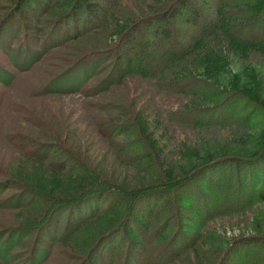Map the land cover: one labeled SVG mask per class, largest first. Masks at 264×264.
<instances>
[{
  "label": "rangeland",
  "instance_id": "1",
  "mask_svg": "<svg viewBox=\"0 0 264 264\" xmlns=\"http://www.w3.org/2000/svg\"><path fill=\"white\" fill-rule=\"evenodd\" d=\"M13 1L0 0L10 264L40 251L39 264H264V158L254 193L231 191L225 164L186 180L209 150L253 157L264 145V40L234 36L264 0H188L197 25L158 16L177 0H96L72 27L55 23L57 6L5 18ZM25 22L40 31L25 37ZM221 99L222 117L197 116Z\"/></svg>",
  "mask_w": 264,
  "mask_h": 264
},
{
  "label": "trees",
  "instance_id": "2",
  "mask_svg": "<svg viewBox=\"0 0 264 264\" xmlns=\"http://www.w3.org/2000/svg\"><path fill=\"white\" fill-rule=\"evenodd\" d=\"M96 0H14L13 5L9 11V13L6 14V17L11 18L14 20L15 18H21L22 15L26 14L27 16L30 17H36L39 13H43L48 8L52 6H57L60 8H64L65 12L62 13L55 23H62L64 26L67 27H72L71 21L73 19L71 17L81 13L85 12L87 13V21H91L90 18V11L91 10H96L97 5L95 3ZM188 15L190 16L189 22H193L195 25L200 24L199 18L200 14L197 13L195 7L193 4H191L188 0H177L175 3H173L171 6H169L166 10L162 11L158 16L163 18V21H170V20H176V19H183L184 22H187L185 20V16ZM191 20V21H190ZM203 23V22H202ZM26 27V31L29 33H26L24 30V33H26L25 37L28 36V34H31V27H34L31 23L25 22L23 24ZM249 26L246 27L245 30L242 31H237L234 36L236 37L237 41L241 44L251 46L255 45L258 42L264 40V17L263 18H256L254 19L251 23L248 24ZM74 27V26H73ZM36 31H40L37 27H34ZM77 31V29H76ZM78 32V31H77ZM7 33V30L5 31V34ZM167 33V32H166ZM5 34L3 35V39H1V43L4 45L5 43ZM41 34V33H39ZM32 35V34H31ZM14 38V37H13ZM47 45H45L43 50ZM40 54H37L35 57L39 58ZM37 58H35L33 61L29 60L28 65L30 62H35ZM0 78L3 82L9 84L12 80V76H10L8 73L0 71ZM110 79V78H108ZM107 79V80H108ZM74 81V80H73ZM72 81V83H73ZM77 88V87H76ZM64 90V89H63ZM218 94L217 92H214L211 96ZM222 100V99H221ZM217 101L214 105L212 106H207L206 108H202L200 112L196 110V114L199 117L203 112H205L206 115L210 117H215V116H220L222 117L226 111H222V103L223 100ZM221 101V102H220ZM226 110V109H225ZM195 115V113H194ZM178 118L180 120L185 119V115L182 113L177 114ZM189 118V115H188ZM216 120V118H214ZM211 123H217V121H212ZM208 152V157L203 159L206 160L201 167L197 168V170L190 172L189 176H186V180H191V178L195 177L196 172H208L209 170L212 169L215 165H221L223 166L224 164L226 166H229L230 173H235L236 174V187L232 188L231 191H233L236 194H240V190H242V187L244 186L245 189L247 187H251L250 190L247 191V193H254L255 192V186H258V184L261 182V174L256 172L253 168L255 166L260 167L261 166V159L264 158V145L261 148V151L259 154L253 157H242L240 155H216L212 151H207ZM212 157V158H211ZM210 158V159H209ZM200 160L198 159L197 162ZM210 163V164H209ZM194 166V165H193ZM192 166V167H193ZM199 166V165H198ZM191 167V169H192ZM220 167V166H219ZM189 169V170H191ZM242 172H245L242 174ZM256 172L258 174L257 179H255ZM190 177V178H189ZM250 177V178H249ZM242 178L243 181H242ZM254 178V180H253ZM259 179V180H258ZM246 193V192H244ZM241 196V195H240ZM242 197V196H241ZM166 200V199H165ZM162 200L161 202V208L165 206L167 201ZM80 222L75 223L74 225H78ZM74 226V227H75ZM13 241L15 239L10 238L9 240L5 241H0V262L4 264H10V246L12 244L9 243V241ZM47 253L40 251V254L38 257H36V260L33 259L31 264H39L42 260L45 259ZM37 256V255H36Z\"/></svg>",
  "mask_w": 264,
  "mask_h": 264
}]
</instances>
